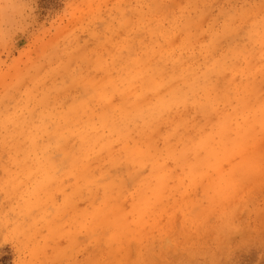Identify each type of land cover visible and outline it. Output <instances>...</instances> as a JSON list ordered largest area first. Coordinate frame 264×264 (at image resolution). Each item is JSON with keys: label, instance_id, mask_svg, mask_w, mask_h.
I'll list each match as a JSON object with an SVG mask.
<instances>
[{"label": "rangeland", "instance_id": "1", "mask_svg": "<svg viewBox=\"0 0 264 264\" xmlns=\"http://www.w3.org/2000/svg\"><path fill=\"white\" fill-rule=\"evenodd\" d=\"M0 264H264V0H0Z\"/></svg>", "mask_w": 264, "mask_h": 264}]
</instances>
